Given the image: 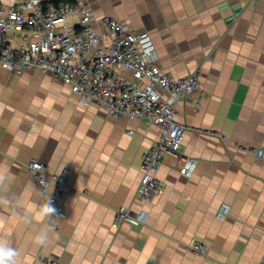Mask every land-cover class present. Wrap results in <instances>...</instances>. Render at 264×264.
<instances>
[{"label": "crops", "instance_id": "0c3cea01", "mask_svg": "<svg viewBox=\"0 0 264 264\" xmlns=\"http://www.w3.org/2000/svg\"><path fill=\"white\" fill-rule=\"evenodd\" d=\"M72 2L152 34L172 77L197 73L202 108L178 107L191 128L180 155L197 166L182 175L181 162L165 157L162 194L143 203L142 158L160 134L151 119L115 122L51 74L0 65V240L18 251L17 264H264V163L252 153L264 148V0ZM31 159L68 174L65 216L54 225ZM120 207L148 219L118 228Z\"/></svg>", "mask_w": 264, "mask_h": 264}, {"label": "built area", "instance_id": "2783aa9c", "mask_svg": "<svg viewBox=\"0 0 264 264\" xmlns=\"http://www.w3.org/2000/svg\"><path fill=\"white\" fill-rule=\"evenodd\" d=\"M55 1L0 0V65L17 76L27 70L51 74L68 85L84 105H99L115 122L151 119L160 134L143 155L137 191L140 201L151 203L163 191L159 168L165 157L181 162L182 175L190 176L197 166V161L180 155L191 128L179 121L178 107L190 102L197 110L202 108L205 93L199 77L193 73L174 78L167 73L149 32L134 31L114 17L97 18L83 2ZM252 153L264 163V148ZM27 168L41 190L45 219L54 225L65 216L68 174L53 172L38 159H31ZM229 212V206H221L219 219H226ZM147 219L146 211L134 214L120 207L114 222L119 228L144 224ZM192 250L206 254L200 242ZM44 262L62 264L54 258Z\"/></svg>", "mask_w": 264, "mask_h": 264}, {"label": "clouds", "instance_id": "9594fccd", "mask_svg": "<svg viewBox=\"0 0 264 264\" xmlns=\"http://www.w3.org/2000/svg\"><path fill=\"white\" fill-rule=\"evenodd\" d=\"M46 211L52 212L53 209L48 208ZM18 255V251L8 242L0 240V264H17Z\"/></svg>", "mask_w": 264, "mask_h": 264}, {"label": "trees", "instance_id": "16d2710c", "mask_svg": "<svg viewBox=\"0 0 264 264\" xmlns=\"http://www.w3.org/2000/svg\"><path fill=\"white\" fill-rule=\"evenodd\" d=\"M73 0H56L55 3H59V2H72Z\"/></svg>", "mask_w": 264, "mask_h": 264}]
</instances>
